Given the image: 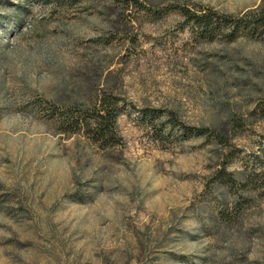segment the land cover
I'll return each instance as SVG.
<instances>
[{
    "label": "rangeland",
    "instance_id": "rangeland-1",
    "mask_svg": "<svg viewBox=\"0 0 264 264\" xmlns=\"http://www.w3.org/2000/svg\"><path fill=\"white\" fill-rule=\"evenodd\" d=\"M262 1L0 0V264H264V40L201 41L173 8ZM95 83L119 145L58 131Z\"/></svg>",
    "mask_w": 264,
    "mask_h": 264
},
{
    "label": "trees",
    "instance_id": "trees-1",
    "mask_svg": "<svg viewBox=\"0 0 264 264\" xmlns=\"http://www.w3.org/2000/svg\"><path fill=\"white\" fill-rule=\"evenodd\" d=\"M138 1V0H137ZM114 4L129 7L136 0H113ZM185 20L191 24L194 35L201 41L234 42L242 37H255L264 40V0L252 9L242 13H226L213 8H190L189 6H174ZM133 43L136 41L132 38ZM120 96L106 88H100L95 83V93L88 100L71 98L60 105L57 115L60 133H84L99 147L108 148L122 143L119 134L117 119L120 111ZM170 126H176L177 120L170 116ZM232 123L236 124L237 122ZM239 124V123H238ZM187 126H182L180 131L187 133ZM196 133L202 136L222 139L220 130L211 132L207 128L197 129ZM226 170L223 166L222 172ZM259 195L264 196V170L259 174ZM262 191V192H260ZM251 196H239L232 204V212L222 211L221 217L228 222L241 216L247 206L252 203Z\"/></svg>",
    "mask_w": 264,
    "mask_h": 264
}]
</instances>
